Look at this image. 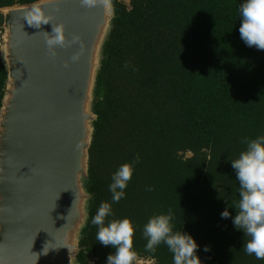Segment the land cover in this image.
Returning <instances> with one entry per match:
<instances>
[{"label":"trees","instance_id":"1","mask_svg":"<svg viewBox=\"0 0 264 264\" xmlns=\"http://www.w3.org/2000/svg\"><path fill=\"white\" fill-rule=\"evenodd\" d=\"M41 1L0 0V9ZM112 1L115 18L95 89L89 220L78 262L105 264L114 251L96 241L91 218L111 200L112 174L139 156L125 196L106 217H128L138 226L137 260L172 264L167 246L148 250L143 235L149 217L171 208L176 229L200 245L202 264H264L241 250L243 233L231 217L220 218L239 199L229 160L244 149L245 138L264 134V50L240 39L242 0ZM6 77L0 60V107Z\"/></svg>","mask_w":264,"mask_h":264},{"label":"water","instance_id":"2","mask_svg":"<svg viewBox=\"0 0 264 264\" xmlns=\"http://www.w3.org/2000/svg\"><path fill=\"white\" fill-rule=\"evenodd\" d=\"M36 4L79 39L52 56L39 32L51 25L24 20L34 4L0 9V264H80L95 89L115 11L112 0Z\"/></svg>","mask_w":264,"mask_h":264},{"label":"clouds","instance_id":"3","mask_svg":"<svg viewBox=\"0 0 264 264\" xmlns=\"http://www.w3.org/2000/svg\"><path fill=\"white\" fill-rule=\"evenodd\" d=\"M79 2L85 8L94 4V0ZM238 14L240 39L248 47L264 50V0H242ZM24 20L35 29L51 25L50 32H39L44 34L45 45L52 56H55L58 48L67 47L79 39L73 36L69 41L64 25L53 23V18L38 4H34L25 12ZM77 59L78 56L72 57L73 61ZM243 143L245 147L237 158L229 160L235 180L239 183V199L231 207L228 203L220 213V218L231 217L234 229L243 233L241 250L245 254L251 255L255 260H264V134L253 139L245 138ZM138 163L139 156H136L131 162L121 164L117 168L108 185L111 200L101 202L91 218V224L97 227L96 241L103 246H111L114 250L107 256L105 264H134L136 259L133 237L138 226L128 217L110 219L107 222L106 217L113 215L112 204L118 203L125 196V189ZM148 190L151 191V187ZM229 208L235 209L234 216L229 212ZM143 235L147 240L148 250L155 251L159 245H166L172 253V264H202L200 256L197 255L200 245L190 233L176 229L175 214L171 208L149 217L143 225ZM202 250L209 252L210 246L205 245Z\"/></svg>","mask_w":264,"mask_h":264},{"label":"rangeland","instance_id":"4","mask_svg":"<svg viewBox=\"0 0 264 264\" xmlns=\"http://www.w3.org/2000/svg\"><path fill=\"white\" fill-rule=\"evenodd\" d=\"M120 1L128 4L130 0H120ZM2 35H3V32H1V30H0V38L2 37ZM1 45H2V42H0V49H1ZM189 156L190 155H187V157H189ZM134 264H153V262H151L149 260H137L136 259L134 261Z\"/></svg>","mask_w":264,"mask_h":264}]
</instances>
